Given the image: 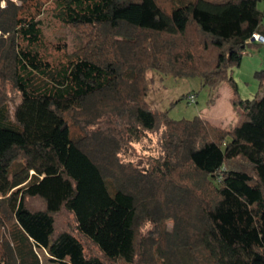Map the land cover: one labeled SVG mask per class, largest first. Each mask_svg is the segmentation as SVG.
<instances>
[{
	"label": "trees",
	"instance_id": "obj_1",
	"mask_svg": "<svg viewBox=\"0 0 264 264\" xmlns=\"http://www.w3.org/2000/svg\"><path fill=\"white\" fill-rule=\"evenodd\" d=\"M261 1L168 11L158 0H53L56 17L90 38L55 65L39 48L46 0H0V264H42L39 251L61 264H142L140 229L169 217L164 264H264V94L242 98L231 76L264 34ZM151 70L199 77L210 103L228 82L239 119L225 129L157 112ZM255 75L264 86V69ZM160 128L151 169L121 160L129 138ZM62 211L74 229L58 228Z\"/></svg>",
	"mask_w": 264,
	"mask_h": 264
},
{
	"label": "rangeland",
	"instance_id": "obj_2",
	"mask_svg": "<svg viewBox=\"0 0 264 264\" xmlns=\"http://www.w3.org/2000/svg\"><path fill=\"white\" fill-rule=\"evenodd\" d=\"M158 1L168 11L180 2V0ZM54 7L53 0H46L43 12L39 16L42 20L44 33L39 48L45 59L58 65L66 62L73 57L74 53L86 47L90 38L78 28L60 21L55 15ZM259 8L264 11V0L259 2ZM192 35H195V31ZM262 69H264V43L247 46L241 65L231 69V76L236 81L239 94L242 98L252 99L264 94V86L260 84L259 79L255 75L257 71ZM147 78L149 90L146 98L152 109L157 112L167 110L169 117L174 120H192L197 115L207 120L214 119L212 114L203 115V112L209 110L212 105L209 102V90L202 86V81L199 77L180 78L172 74L163 75L151 70L147 73ZM228 85L233 90L229 83ZM7 92L11 100L14 98L13 103L19 102L18 93L10 84H7ZM190 93L196 95V102L188 103L187 97ZM227 99V92L223 88L222 103L226 106ZM219 120L216 119L217 122ZM91 128L98 127L96 125ZM72 129L74 134L80 135L83 133L75 125H72ZM129 139L120 152V158L123 162L131 163L141 170H147L151 169L155 162L159 161L163 156L162 128L141 132L137 141L131 139L129 141ZM35 204L39 205L40 202H32V205ZM57 226L60 230L74 229L75 220L68 212L62 211L57 216ZM173 226V217L166 218L160 224L147 221L142 226L139 236L141 242L140 246L138 245V259L142 264H164L162 258L159 256V248L165 245L162 239L165 231L170 232ZM3 231L1 234H3ZM1 242L2 237L0 236V244ZM86 247L90 253H98L92 245L86 244ZM39 254L42 264H61L50 261L45 251H39ZM98 254L100 255V253ZM118 262L119 264H127L123 260H119Z\"/></svg>",
	"mask_w": 264,
	"mask_h": 264
},
{
	"label": "crops",
	"instance_id": "obj_3",
	"mask_svg": "<svg viewBox=\"0 0 264 264\" xmlns=\"http://www.w3.org/2000/svg\"><path fill=\"white\" fill-rule=\"evenodd\" d=\"M223 88H225L228 96V99L226 100L227 106L222 103ZM235 98L236 96L234 94V91L230 88L228 82H223L218 89L215 101L210 103L212 105L211 108H209V110H207L206 112H203V115L205 116L206 114H212L214 119H208L209 121L225 129L232 128L236 121L239 119V111L236 110L233 106V101L235 100ZM216 119L220 120L217 122Z\"/></svg>",
	"mask_w": 264,
	"mask_h": 264
},
{
	"label": "built area",
	"instance_id": "obj_4",
	"mask_svg": "<svg viewBox=\"0 0 264 264\" xmlns=\"http://www.w3.org/2000/svg\"><path fill=\"white\" fill-rule=\"evenodd\" d=\"M249 43H259L263 44L264 43V34L260 32H254L252 36L248 39ZM245 53V51H244ZM188 103H194L196 102V95L194 93H190L187 97Z\"/></svg>",
	"mask_w": 264,
	"mask_h": 264
}]
</instances>
